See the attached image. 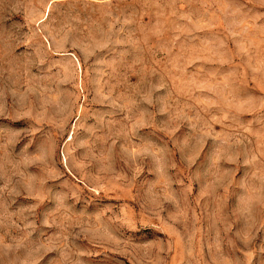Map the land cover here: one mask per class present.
<instances>
[{"label": "rangeland", "instance_id": "rangeland-1", "mask_svg": "<svg viewBox=\"0 0 264 264\" xmlns=\"http://www.w3.org/2000/svg\"><path fill=\"white\" fill-rule=\"evenodd\" d=\"M0 264H264V0H0Z\"/></svg>", "mask_w": 264, "mask_h": 264}]
</instances>
